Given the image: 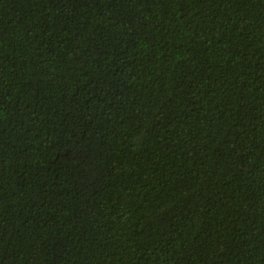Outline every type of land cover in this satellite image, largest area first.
<instances>
[{"label": "trees", "instance_id": "1", "mask_svg": "<svg viewBox=\"0 0 264 264\" xmlns=\"http://www.w3.org/2000/svg\"><path fill=\"white\" fill-rule=\"evenodd\" d=\"M0 264H264V0H0Z\"/></svg>", "mask_w": 264, "mask_h": 264}]
</instances>
